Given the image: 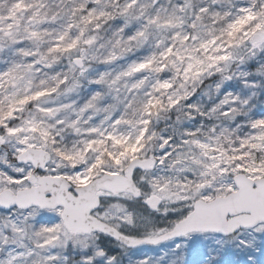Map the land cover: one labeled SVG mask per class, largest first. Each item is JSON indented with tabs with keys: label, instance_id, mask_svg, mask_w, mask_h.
Segmentation results:
<instances>
[{
	"label": "snow or ice",
	"instance_id": "obj_1",
	"mask_svg": "<svg viewBox=\"0 0 264 264\" xmlns=\"http://www.w3.org/2000/svg\"><path fill=\"white\" fill-rule=\"evenodd\" d=\"M145 246L264 264V0H0V264Z\"/></svg>",
	"mask_w": 264,
	"mask_h": 264
},
{
	"label": "rangeland",
	"instance_id": "obj_2",
	"mask_svg": "<svg viewBox=\"0 0 264 264\" xmlns=\"http://www.w3.org/2000/svg\"><path fill=\"white\" fill-rule=\"evenodd\" d=\"M113 250L119 251V248L116 246L114 242H113ZM152 251H155L157 255L160 254L159 250L152 249L150 246L144 247L141 250H133L129 253L128 257L124 258V264H128L129 258H136L140 256L142 253L152 252Z\"/></svg>",
	"mask_w": 264,
	"mask_h": 264
}]
</instances>
